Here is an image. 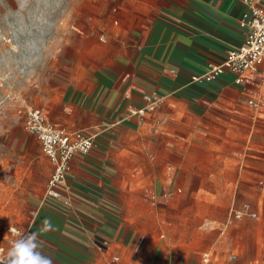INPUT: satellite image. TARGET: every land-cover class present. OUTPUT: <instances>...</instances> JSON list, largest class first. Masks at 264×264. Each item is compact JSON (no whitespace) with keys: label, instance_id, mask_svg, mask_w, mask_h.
I'll return each mask as SVG.
<instances>
[{"label":"rangeland","instance_id":"obj_1","mask_svg":"<svg viewBox=\"0 0 264 264\" xmlns=\"http://www.w3.org/2000/svg\"><path fill=\"white\" fill-rule=\"evenodd\" d=\"M176 1L0 0V242L30 225L52 171L24 127L33 106L67 131L106 130L103 174L134 227L116 264H264V77L107 116L142 31ZM245 204L257 216L233 215Z\"/></svg>","mask_w":264,"mask_h":264},{"label":"crops","instance_id":"obj_2","mask_svg":"<svg viewBox=\"0 0 264 264\" xmlns=\"http://www.w3.org/2000/svg\"><path fill=\"white\" fill-rule=\"evenodd\" d=\"M248 10L244 0H177L173 6L162 9L164 14L142 31L139 50L130 63L132 74L124 80L123 89L120 85L115 90V103L107 107L116 110L107 116L118 118V109H128L129 116H143L134 111L145 107L146 96L157 101L178 92L191 98L202 97L221 86L217 82L223 83V87L235 84L230 73L212 81L202 77L211 65L222 63L229 50L243 45L247 29L241 26V20ZM78 129L95 135L94 147L73 158L67 184L61 188L62 198L46 197L47 181L43 198L38 200L26 228L37 234L43 254L53 264H116L117 252L131 251L117 243V233L124 229L127 235L134 227L119 209L118 190L111 175L103 174L104 167L112 169L104 165L108 152L103 136L106 130L95 126ZM52 172L53 164L50 176ZM151 191L146 192L148 198ZM66 197L71 200L70 205L63 201ZM9 225L2 231L0 246L7 245L5 234ZM141 236L144 237L143 224Z\"/></svg>","mask_w":264,"mask_h":264},{"label":"built area","instance_id":"obj_3","mask_svg":"<svg viewBox=\"0 0 264 264\" xmlns=\"http://www.w3.org/2000/svg\"><path fill=\"white\" fill-rule=\"evenodd\" d=\"M244 2L249 7L241 20V26L247 29L245 41L240 47L229 50L222 63L210 66L209 71L202 77L206 81H212L225 73L232 74L235 84L264 77V0H244ZM150 103V107L140 108L134 113L145 115L158 101L153 99ZM250 104L257 107L259 101L251 99ZM24 127L38 138L43 153L53 164V172L45 191L46 197L62 198L61 188L67 184L73 158L77 154H87L91 151L95 145V135L84 129L66 131L51 122L43 109L33 106L28 107ZM153 194L154 191H151L150 195ZM63 201L67 205L71 204V200L67 197L63 198ZM231 212L237 218L246 215L257 216V212L249 204H245L242 209H232ZM10 227L16 230L15 233L9 231ZM22 233H32V230L9 225L5 234L7 245H1L0 250H6L10 241ZM231 258H235V255Z\"/></svg>","mask_w":264,"mask_h":264},{"label":"clouds","instance_id":"obj_4","mask_svg":"<svg viewBox=\"0 0 264 264\" xmlns=\"http://www.w3.org/2000/svg\"><path fill=\"white\" fill-rule=\"evenodd\" d=\"M9 231L16 230L10 227ZM41 248L36 233H22L10 241L6 250H0V264H53Z\"/></svg>","mask_w":264,"mask_h":264}]
</instances>
